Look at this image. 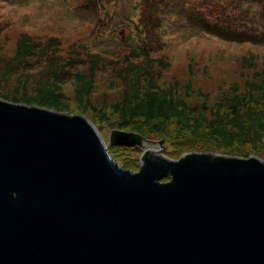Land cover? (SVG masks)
Listing matches in <instances>:
<instances>
[{"label": "water", "instance_id": "obj_1", "mask_svg": "<svg viewBox=\"0 0 264 264\" xmlns=\"http://www.w3.org/2000/svg\"><path fill=\"white\" fill-rule=\"evenodd\" d=\"M110 144L140 169L85 116L0 98V264H264L263 159Z\"/></svg>", "mask_w": 264, "mask_h": 264}, {"label": "rangeland", "instance_id": "obj_2", "mask_svg": "<svg viewBox=\"0 0 264 264\" xmlns=\"http://www.w3.org/2000/svg\"><path fill=\"white\" fill-rule=\"evenodd\" d=\"M137 1L0 0V93L8 96L0 95V98L85 116L99 129L112 157L132 171L140 169L144 148L110 144L111 132L129 131L124 127L129 125L128 120L131 122L127 115L132 114V104L123 102L130 98H126L130 96L127 93L130 80L125 78L131 76H124L125 71L120 70L132 64L140 65L136 70L144 69L147 53L153 59L165 58L167 67L160 66L158 62L154 65V72L161 74L157 83L163 90H175L195 110L194 116L203 122L213 119L211 111L215 103L232 95L233 89L243 91L261 87V80L252 75L254 70L264 68V44L233 43L208 37L202 34L203 30L211 27L206 17L192 14L186 8L170 13L182 16L184 25L181 29L185 35L179 33L181 36L175 42H164V47L158 46L153 29L154 15L146 25L132 24L142 15ZM228 1L224 0L223 5ZM23 33L42 41L43 45H20L17 41ZM50 37H57L59 41L51 43ZM144 41L149 43L144 46ZM79 47L88 48L91 53ZM96 53H101L96 77L90 81H78L76 73H88L90 59ZM124 56L125 61L120 60ZM251 62L256 64L254 69L243 67V64ZM24 97L29 101L53 100L60 107L53 109L22 102ZM133 105L139 111V103ZM196 121L194 128L199 130L198 134L205 130L206 124L200 126L198 120H191ZM175 126L172 124L168 130L167 139L159 134L149 135L148 139L162 142V145L148 144L146 148L158 149V154L176 160L194 152L235 156L228 154L222 149V143L214 139H208L197 148L182 150L184 140L179 138L177 131L173 132ZM256 131L254 129V135ZM263 132L258 131V134ZM194 136L201 140V136ZM244 136L248 137L242 134ZM261 141L264 144V137ZM261 152L253 156L264 160V150Z\"/></svg>", "mask_w": 264, "mask_h": 264}, {"label": "trees", "instance_id": "obj_3", "mask_svg": "<svg viewBox=\"0 0 264 264\" xmlns=\"http://www.w3.org/2000/svg\"><path fill=\"white\" fill-rule=\"evenodd\" d=\"M137 2L142 15L137 18L138 21H133L132 24L146 25L147 20L154 15V36L156 44L160 47H164L162 45L164 42H175L181 34L185 35V32L181 29V26L184 25L182 16L180 17L179 13L178 16L170 14L182 8H186L192 14L206 17L211 27L203 30L202 34L208 37L212 36L214 39L233 43L264 44V0H229L226 5H223L224 0H138ZM4 17H6V14ZM150 33L151 30L149 29L148 34L150 35ZM195 35L197 34L192 36ZM57 41H59L57 37L49 38L51 43L56 44ZM41 42L26 33L21 34L17 41L20 45L29 47L41 46L43 45ZM148 43L144 41L143 45L145 46ZM73 46L77 49L76 45ZM83 48L79 47L80 50ZM83 51L91 53L88 48L83 49ZM99 55L101 53H96L90 59L91 64L88 73H76L75 76L78 81H90L96 77V72L99 70ZM144 57L146 58L143 65L144 69L136 70V66L140 65L132 64L120 70L125 71L124 76H131V78H125L128 81L130 80L127 85V93L130 96H126V98H130L123 102L124 104L125 102L132 104V108L130 107L132 114L127 115L132 123L128 120L129 125H126L124 129L139 133L146 138L149 135L159 134L167 139L168 130L172 124H175L173 132L177 131L179 138L184 140L181 144L182 150L192 147L197 148L202 143L209 141L208 139H214L220 141L224 146L222 149L230 155L246 158L262 153L264 144H262L261 139L264 137V132L258 134V131H264V68L254 70L252 75V77L261 80L263 84L261 87L258 89L252 87L253 89L249 88L243 91L233 89L232 95L224 96L222 100L220 99L215 103L216 105L211 111L213 119L201 122V118L194 116L195 110L188 105L184 98L176 94L175 90H163L162 85L157 83L161 74L154 72L156 70H154V65L158 62L160 66L167 67L168 63L164 61L165 58L153 59L150 58V53L145 54ZM252 58L255 59L254 55H252ZM120 60L125 61V56ZM243 67L254 69L256 64L252 65L251 62V64H243ZM120 71H117V73ZM141 78L143 82H141ZM138 90L142 93H138ZM0 95L8 98V96L1 93ZM22 102L35 103L53 109H59L60 107L53 100L29 101L24 97ZM136 102L139 103V111L134 109L133 104ZM147 103H150V105L147 106ZM154 104L157 107H153ZM133 118L135 121L132 120ZM191 120H198L200 126L205 123V130L197 134L199 130L194 128L197 121L191 122ZM231 129L236 130V132ZM254 129L257 130L255 135L253 133ZM237 131H240V133ZM195 134L201 136V140L194 136ZM242 134L248 137H242ZM241 145L243 146L240 147ZM250 147L256 151H252V149H249ZM166 177L170 178L169 176Z\"/></svg>", "mask_w": 264, "mask_h": 264}]
</instances>
